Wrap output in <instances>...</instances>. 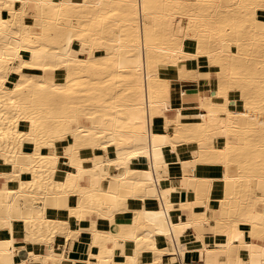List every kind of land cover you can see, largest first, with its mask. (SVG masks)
<instances>
[{
    "label": "bare ground",
    "instance_id": "1",
    "mask_svg": "<svg viewBox=\"0 0 264 264\" xmlns=\"http://www.w3.org/2000/svg\"><path fill=\"white\" fill-rule=\"evenodd\" d=\"M262 14L0 0V264H264Z\"/></svg>",
    "mask_w": 264,
    "mask_h": 264
},
{
    "label": "rangeland",
    "instance_id": "2",
    "mask_svg": "<svg viewBox=\"0 0 264 264\" xmlns=\"http://www.w3.org/2000/svg\"><path fill=\"white\" fill-rule=\"evenodd\" d=\"M262 42H264V41L261 40V42H259L260 45H261V46H259V48H260L261 50L256 54V57H257V56L259 57V56H263V55H264V44H263ZM262 46H263V47H262ZM257 65H258V66L260 65L259 68H264V65L261 64V63H258ZM262 75H263V74H262ZM239 77H242V76L240 75ZM262 79H263V80H262ZM246 80H247V79H245V80L243 81V83H246L245 85L248 86L249 89H243L242 87L239 88L238 83L235 82V83H233V85H234L235 87H238V88H236V91L231 92V94L234 95L235 97H240L241 99L252 97V95L255 94L254 91H255L256 87L264 83V75H263V76H260L258 79H255L254 81H248V80L246 81ZM241 85H242V84H241ZM246 86H245V87H246ZM235 87H234V88H235ZM245 87H244V88H245ZM253 93H254V94H253ZM257 125H258V126H256V127H258L257 129H259L260 131L264 130V122H261L260 124H257ZM249 138H251V139H250L251 141H256V140H258L257 137L254 136V135H253V136H250ZM251 170H252V169H251Z\"/></svg>",
    "mask_w": 264,
    "mask_h": 264
},
{
    "label": "crops",
    "instance_id": "3",
    "mask_svg": "<svg viewBox=\"0 0 264 264\" xmlns=\"http://www.w3.org/2000/svg\"><path fill=\"white\" fill-rule=\"evenodd\" d=\"M201 70H202L201 72L206 74L205 72L209 70L208 65H206V64L203 65ZM213 83H217V79L215 76H213L212 79H207V80H206V78H203V77L199 78V84H200L203 92H208L209 86H211ZM232 107H234V108L236 107L235 109L239 110L242 106H241V103L239 101H237L236 103H232ZM219 165L220 164H217V163L204 164L202 166V173L205 175H208V176H219L223 173V167L221 165L220 166Z\"/></svg>",
    "mask_w": 264,
    "mask_h": 264
},
{
    "label": "snow or ice",
    "instance_id": "4",
    "mask_svg": "<svg viewBox=\"0 0 264 264\" xmlns=\"http://www.w3.org/2000/svg\"><path fill=\"white\" fill-rule=\"evenodd\" d=\"M260 19L262 22H264V14L261 15Z\"/></svg>",
    "mask_w": 264,
    "mask_h": 264
}]
</instances>
